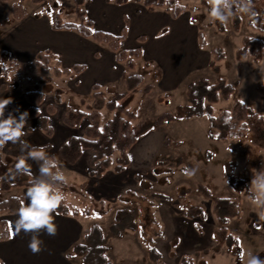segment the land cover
<instances>
[{
    "label": "rangeland",
    "instance_id": "1",
    "mask_svg": "<svg viewBox=\"0 0 264 264\" xmlns=\"http://www.w3.org/2000/svg\"><path fill=\"white\" fill-rule=\"evenodd\" d=\"M14 3H22L27 13L41 11L52 16L58 11L65 21L78 22L79 20L73 0H47L36 5L30 0L4 2L0 0L1 19L12 14L11 8ZM181 3L187 6L184 15L190 16L193 29L197 31L200 28L206 34L208 48L222 45L226 50V57L221 62L219 71L208 66L192 73L183 82L181 88L177 87V95L173 98L165 95L160 101V96H156L159 92L157 89L141 98L143 87L128 102L134 110V114H131L136 132L141 136L140 142L148 140L152 145L148 146L147 155L134 164L136 172L144 173L143 176L139 175L142 182L132 176L128 177L129 180L122 190L128 188L133 191L132 194L128 193V198L133 203L129 202L127 206L130 209L136 208L138 211L140 230L145 234V236L141 235L142 238L139 236V239L149 241L151 237H155L156 232H159L160 236L155 240L168 264H178L182 252L189 251V248H191V255L195 257L196 264H247L249 253L264 259V213L252 203L249 191L238 193L229 186L223 174L224 163L234 160L237 164L236 172L247 174L252 179L257 171L264 168V149L253 145L249 134L239 139H211L208 135L207 117L180 119L171 123L168 121L164 124L165 126L156 125L155 121L163 112L170 111L176 114L177 107L187 103V94L184 90L188 83L199 77H205L211 82H215L218 77H225L236 88V93L230 100H221L213 105L215 113L229 109L239 98L264 115V59L254 61L251 55L243 61L236 58V50L243 36L264 40V31L248 26L247 15L241 13L243 22L238 31L233 28L232 14L225 23L226 32H220L213 24L215 19L211 16L208 5H205L202 0H181ZM239 64L243 65L241 70L238 68ZM21 73V78L8 83L7 90L0 91L1 97L18 99L20 108L23 107V101L22 97L16 93V88L21 87L24 91L32 89L37 80L29 70ZM49 76L41 79L51 80L52 75ZM49 101H54L52 94H49ZM3 156L11 158L4 154ZM13 160L14 165L10 164V172L3 177L7 181H12L17 173L15 169L17 159L14 157ZM60 168L71 183L86 180V177L81 175L74 178L75 176L71 175L63 165ZM200 185L209 190L211 196L200 190ZM187 188L191 191L181 196ZM20 191L19 187L2 191L0 199L8 198ZM77 192L81 197L73 195L71 197L73 202L82 206L80 200L85 198L95 208L100 206L99 199H95L94 194L87 189ZM156 194L167 195L170 199ZM215 197H240L241 199L240 215L233 217L227 224L230 233L239 240L238 260L228 252L226 244L217 232V229L223 225L214 214ZM110 203L115 205L113 213L116 208L125 207V203L120 201ZM190 208H202V214L194 220L187 219L184 211ZM113 213L98 220V223L107 231L113 264H120L122 259L126 261L131 252L134 258H129L125 264H151L144 263L143 250L137 249L130 239L121 240L110 233L109 225L114 220ZM178 238L182 239V247L179 245Z\"/></svg>",
    "mask_w": 264,
    "mask_h": 264
},
{
    "label": "crops",
    "instance_id": "2",
    "mask_svg": "<svg viewBox=\"0 0 264 264\" xmlns=\"http://www.w3.org/2000/svg\"><path fill=\"white\" fill-rule=\"evenodd\" d=\"M32 4L35 3L32 2ZM85 10L95 29L114 35H121L124 30L126 31L125 37L121 41L122 49L130 51L138 47L141 48L142 57L138 60L137 68L134 72L127 71L125 64L117 61L116 53L108 46L92 38H86L75 30L54 29L52 16L41 11L38 13L36 11H28L23 19H15L11 13L7 18H0V57L3 59L7 55L11 60H16L22 65L25 62L33 61L39 52L49 50L56 56L61 68H72L75 65L84 66V69L74 78L67 74H62L59 77L52 75L51 80L35 76L37 80L34 88L29 90L37 89L45 92V100L39 106V111L41 116L48 118L52 135H47L39 127L37 120L33 118L28 120L26 128L28 135L24 139L34 146H46L49 155L57 160L58 169L63 173L66 181L71 185H75L77 191L81 189L86 191L87 189L100 202L102 200L107 202L120 201L125 203L123 208H129L127 205L130 204L129 202L133 203V201L128 198V193L133 191L128 188L122 190V187L128 182V177L131 176L142 182L139 175L143 176L144 173L142 171L136 172L134 164L147 155L148 146L152 145V143L148 140L140 142L141 136L136 132L134 123L133 132L137 137V142L131 149L126 150V158H123L122 152L117 153L114 157L113 166L119 162L125 165V169L117 172L112 167L102 177H94L90 175L92 170L90 159L93 155V151L90 149L83 150L80 159L74 164L68 163L58 156L60 147L71 136L83 133V128H72L64 123L63 118L67 109L70 107L86 109L83 100L88 103L91 101L92 86L98 84L104 91L108 102L107 107L103 111V122L110 119L118 107L125 115L133 118L131 113L134 114V110L128 105V102L135 97V94L141 88H145V85H152V91H156V89L159 91L156 96H160V101L165 95L173 98L177 95V87L181 88L183 82L192 73L204 67H210L211 53L208 47H201L199 43L200 28L195 31L190 16L184 15V12L179 17L174 18L164 8L151 10L135 1L119 5L107 0H87ZM132 73L141 74L144 77V83L134 91H127L126 74ZM0 79H2L0 81V91L7 90L8 84H6V89L2 88V84L6 82L2 78L1 68ZM186 89L187 87L184 92H186ZM152 91L147 95L141 93L140 97L148 96ZM17 94L22 97L23 107L20 108V104L17 103L18 99L13 98V111L19 108L20 112H23L29 104L23 94ZM49 94L53 95L54 101H49ZM57 95H59V101L56 100ZM3 99L5 98L0 96V100ZM48 104L55 106V113L48 112ZM15 114L19 115V113ZM171 122L174 121H169L168 123ZM86 123L87 120L84 121L83 126ZM0 152L13 159L15 157L17 160L22 155L20 146L11 142L0 149ZM28 164L30 165L31 175H38L39 166L31 160H28ZM61 165L71 175L75 176L74 178L81 175L86 177V180L79 183L69 182L60 168ZM27 188L22 187L20 193L13 195H22L23 203H27ZM77 191L66 193L68 200L75 205L77 203L73 202L71 197L73 195L74 197H81ZM87 202L89 201L87 200ZM134 209L137 211L136 208ZM111 213L113 211L103 217L88 218L83 216H65L56 211L54 213V222L57 225V234L48 236L42 233L40 239L43 240V250L36 254H33L28 248L31 238L30 234H24L23 232L17 234L14 230L17 212L2 214L0 219L3 218L8 221L11 237L8 240L0 241V261L3 264H82L83 255L69 257L68 252L72 250L76 243L84 241V236L92 224H99V219H103ZM185 217L190 220L196 219ZM102 229L105 244L109 248L108 256L112 262L107 231L103 227ZM110 233L114 235L111 231ZM135 235H138V237H135ZM141 235L145 236L139 227L137 231L128 230L122 232L121 235L114 236L121 240L124 238L130 239L137 249L143 250L145 255L142 258L145 261L144 263H147L150 262L148 258L149 241L148 239L141 241L139 239V236L142 238ZM181 240L178 238V241H180L179 245L182 247ZM131 253H129L128 259L134 258L133 252ZM191 253V248H189V251H183L181 256L191 255ZM123 260L120 261V264L127 263Z\"/></svg>",
    "mask_w": 264,
    "mask_h": 264
},
{
    "label": "trees",
    "instance_id": "3",
    "mask_svg": "<svg viewBox=\"0 0 264 264\" xmlns=\"http://www.w3.org/2000/svg\"><path fill=\"white\" fill-rule=\"evenodd\" d=\"M7 1V0H1ZM26 1V0H21ZM35 4L44 3L47 0H30ZM87 0H73L75 12L78 16V22L65 21L60 12H54L52 15V26L56 30L67 29L75 30L86 38H92L95 41L108 46L116 53L117 61L125 64L127 71L134 72L137 68L138 60L142 57L141 48H135L130 51L121 48V41L125 37V30L121 35H114L102 30L94 28L92 21L87 17L85 3ZM122 5L130 1L143 4L148 9L164 8L169 11L174 18L179 17L187 6L181 3V0H107ZM205 5L210 6L207 0H202ZM254 14L247 15V24L254 29L264 31V0H252L250 6ZM12 16L15 19H23L27 12L22 3H14L11 8ZM242 12L233 11L232 25L235 30H239L242 25ZM213 24L220 32H226L225 23L214 20ZM199 43L201 47L207 48V38L203 30L199 31ZM211 53L210 67L215 71L221 69V62L226 57V50L222 45H214L209 48ZM251 55L254 61L264 59V40L258 37L243 36L240 46L236 50V58L243 61ZM1 75L6 83L2 84V88L6 89L8 83H13L17 78L22 77V71L29 70L34 76L43 78L49 75L56 77L62 74L76 77L83 69V65H75L72 68H61L56 56L49 50L41 51L31 62H25L22 65L16 60H11L7 55L0 61ZM239 70L243 68L242 64L238 65ZM144 83V77L138 73L126 74V90L134 91ZM17 93L23 94L29 106L25 109L29 113V119L35 118L39 123V127L43 129L47 135H52L51 127L48 124V118L40 115L37 108L44 103L45 92L40 90L24 91L21 87L16 88ZM152 91V85H145L144 94ZM60 92V91H59ZM58 92V93H59ZM236 93V88L227 78L218 77L215 82H211L205 77H199L192 80L186 89L187 103L177 107L176 114L172 112L162 113L155 121L156 125H164L168 121H177L180 119H190L193 117H207L208 119V135L213 140L239 139L247 134L251 137V142L256 147L264 149V115L256 111L252 106L248 105L244 100L237 98L229 109H224L219 113H215L214 104L221 100H230ZM59 95L56 100L59 101ZM107 99L101 86L94 84L92 86L91 101L88 103L83 100L86 109L68 108L63 118L64 123L72 128H83L81 135L71 136L59 149L58 156L60 159L74 164L77 162L83 150L90 149L93 155L90 159L92 170L90 175L94 177H102V175L114 168L120 172L125 169L123 163H117L113 166L114 157L117 153L122 152L123 158H126V150L131 149L137 142V137L133 132V118L125 115L118 107L114 111L112 117L103 122V111L107 107ZM50 113H55L56 108L47 105ZM13 111V105L10 104L6 109L7 112ZM86 125L83 126L84 121ZM57 163V160L53 158ZM14 165L13 158H6L0 152V197L2 191H10L14 187H29V182L33 178L32 175L18 174L13 176L12 181H7L3 177L10 172L11 166ZM236 162L229 160L224 163L223 174L227 179L229 186L236 192H248V186L251 181L250 176L244 173L236 172ZM59 170V169H58ZM66 181V179H65ZM61 189L66 193H74L77 191L75 185L69 184L67 181L61 185ZM206 195L211 196L209 190L203 185L199 186ZM187 188L182 192L181 196H185L190 192ZM160 195L162 198L170 199L167 195ZM23 202L22 195H12L5 199H0V215L1 213L17 212L20 204ZM82 206L71 203L68 198L61 203L56 210L59 214L73 217L97 218L103 217L111 212L115 205L102 200L100 206L95 208L89 204L87 200H80ZM214 214L218 221L223 225L217 229L222 237L230 254L239 259L240 250L238 249L239 240L227 228V224L233 217L240 215L241 199L240 197H215ZM261 210V209H260ZM202 208H190L184 211L185 216L189 218H197L202 214ZM139 220L137 211L130 208H118L114 211V220L110 224V231L114 235H121L124 231H137L139 229ZM160 233L156 232L155 237ZM11 237L9 223L6 219H0V241L8 240ZM155 237L149 239L148 258L151 264H168L163 253L156 245ZM109 248L105 244L104 233L102 227L94 223L84 236L83 242L76 243L72 250L68 252L69 257L74 255H83L82 264H112L108 256ZM0 264H3L0 261ZM178 264H196L195 257L187 254L180 257ZM238 264V263H237Z\"/></svg>",
    "mask_w": 264,
    "mask_h": 264
},
{
    "label": "clouds",
    "instance_id": "4",
    "mask_svg": "<svg viewBox=\"0 0 264 264\" xmlns=\"http://www.w3.org/2000/svg\"><path fill=\"white\" fill-rule=\"evenodd\" d=\"M208 3L211 16L221 23H227L234 10L254 14L250 7L252 0H208ZM12 103L11 97L0 100V149L9 142L20 146L22 155L15 165L18 174L31 175L28 160L39 166V174L33 176L26 190L27 203L20 204L14 221V230L17 234L21 232L30 234L28 248L36 254L43 250V240L40 239L42 233L48 236L57 234L54 213L66 199L61 189V185L66 181L63 173L58 170L57 163L49 155L47 147L31 145L24 139L28 135L26 128L29 113L20 112L17 108L6 115V109ZM248 189L252 203L264 213V168L253 175ZM248 255L247 264H264L261 257L251 253Z\"/></svg>",
    "mask_w": 264,
    "mask_h": 264
}]
</instances>
